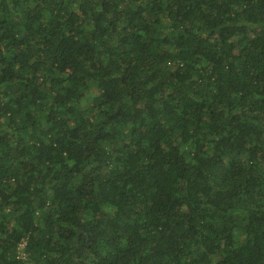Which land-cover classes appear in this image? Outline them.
<instances>
[{"label": "trees", "instance_id": "1", "mask_svg": "<svg viewBox=\"0 0 264 264\" xmlns=\"http://www.w3.org/2000/svg\"><path fill=\"white\" fill-rule=\"evenodd\" d=\"M0 264H264V0H0Z\"/></svg>", "mask_w": 264, "mask_h": 264}]
</instances>
